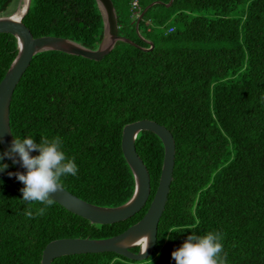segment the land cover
Returning <instances> with one entry per match:
<instances>
[{"label":"trees","instance_id":"16d2710c","mask_svg":"<svg viewBox=\"0 0 264 264\" xmlns=\"http://www.w3.org/2000/svg\"><path fill=\"white\" fill-rule=\"evenodd\" d=\"M131 1L111 0L117 34L137 46L117 40L98 60L35 53L13 88L8 124L13 138L61 137L78 167L62 187L100 206L123 203L133 189L122 126L143 118L165 126L174 157L154 248L140 260L104 251L61 255L50 264H175L171 252L190 231L221 232L227 264H264V0ZM11 2L0 0V15ZM21 22L31 37L59 36L91 49L102 34L94 0H29ZM15 52L12 35L0 32V79ZM134 146L149 195L133 215L109 224L90 223L57 202L43 216L35 215L41 205L31 206L29 218L23 185L8 175L17 171L6 158L0 264H39L52 239L105 238L137 221L157 185L163 148L147 130Z\"/></svg>","mask_w":264,"mask_h":264},{"label":"water","instance_id":"95a60500","mask_svg":"<svg viewBox=\"0 0 264 264\" xmlns=\"http://www.w3.org/2000/svg\"><path fill=\"white\" fill-rule=\"evenodd\" d=\"M94 1L101 17L102 34L93 49L59 36L41 35L31 37L25 25L21 22V18L28 8L29 0H25L24 8L18 17L13 16L14 11L0 15V32L12 35L16 49L14 57L0 79V145L3 151L9 149L13 140L8 124L10 97L32 55L44 50H57L98 60L108 53L117 40L137 46L130 39L117 34L116 15L111 0ZM147 6L138 13L135 28L138 19ZM144 41L149 45L147 49L150 48L151 43L148 40ZM141 130L154 133L161 141L163 148L157 185L142 216L121 232L109 237L97 239L86 236L52 239L42 248L39 264H50L55 257L76 253L110 251L135 260L143 259L152 253L155 244L156 225L167 197L174 157L172 135L162 124L143 118L126 123L121 128L120 148L133 178V189L126 201L116 206H100L78 198L63 187L53 194V198L60 206L85 218L90 223L109 224L123 220L137 212L149 195L148 172L134 146V139ZM10 162L16 171H25L19 162L13 163L12 160ZM141 235L149 236V245L143 254H141ZM134 246L138 247L136 252L130 250Z\"/></svg>","mask_w":264,"mask_h":264},{"label":"clouds","instance_id":"9594fccd","mask_svg":"<svg viewBox=\"0 0 264 264\" xmlns=\"http://www.w3.org/2000/svg\"><path fill=\"white\" fill-rule=\"evenodd\" d=\"M63 141L59 136L41 135L39 142L32 136L13 138L7 151H0V172L8 168L3 161L7 158L13 163L19 162L24 172H9L23 187L20 188L22 200L29 204L25 213L32 218L33 205L35 215H45L47 209L55 203L53 194L62 189V178L76 176L78 167L74 158H69L62 150ZM36 153L33 155V153ZM173 232H182L173 229ZM179 247L171 252L175 264H227V254L223 248V234L208 231L202 235L189 232ZM141 254L149 245V236L141 235ZM139 239V238H138Z\"/></svg>","mask_w":264,"mask_h":264},{"label":"bare ground","instance_id":"6f19581e","mask_svg":"<svg viewBox=\"0 0 264 264\" xmlns=\"http://www.w3.org/2000/svg\"><path fill=\"white\" fill-rule=\"evenodd\" d=\"M24 2H25V0H20L18 6L15 8V10L13 12V14H14L13 16L14 17H18L19 16V14L21 13V11L24 8Z\"/></svg>","mask_w":264,"mask_h":264},{"label":"rangeland","instance_id":"374dc122","mask_svg":"<svg viewBox=\"0 0 264 264\" xmlns=\"http://www.w3.org/2000/svg\"><path fill=\"white\" fill-rule=\"evenodd\" d=\"M20 0H12L11 2V5L7 8L6 10V13L5 14H8V13H11L15 10V8L18 6ZM238 8V7H237ZM136 14V13H135ZM138 14H136L137 16Z\"/></svg>","mask_w":264,"mask_h":264},{"label":"built area","instance_id":"2783aa9c","mask_svg":"<svg viewBox=\"0 0 264 264\" xmlns=\"http://www.w3.org/2000/svg\"><path fill=\"white\" fill-rule=\"evenodd\" d=\"M131 5H132V7H136V0H132ZM171 29H172L171 27H168L166 30L170 31Z\"/></svg>","mask_w":264,"mask_h":264}]
</instances>
